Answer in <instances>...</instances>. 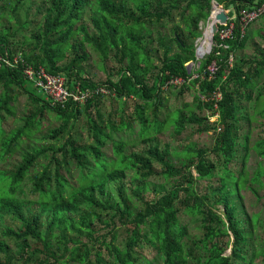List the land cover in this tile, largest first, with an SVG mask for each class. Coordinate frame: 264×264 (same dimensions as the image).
Listing matches in <instances>:
<instances>
[{"label": "trees", "instance_id": "1", "mask_svg": "<svg viewBox=\"0 0 264 264\" xmlns=\"http://www.w3.org/2000/svg\"><path fill=\"white\" fill-rule=\"evenodd\" d=\"M24 1L14 0L4 4H12L13 8H18ZM167 1L154 0L155 6H153L151 0H49L40 29L36 34L23 37L20 43L22 52L20 59L16 62L17 53H13L11 49L10 26L0 29V85L3 89L0 95V137L3 134L2 124L6 116L13 114L11 102L13 99L16 100L15 91L26 93L34 104L41 103L37 109L25 116V122L20 128L11 132L2 142L0 141V161L12 154L13 148L23 136L34 133L39 128L41 121L46 117L47 110L60 121V125L48 130L45 134L46 138L57 139L64 133L69 122L75 123L85 112L87 128L94 142L92 146L79 147L68 138L57 148L41 147L34 150V154L25 155L12 170L0 169V254L5 256L7 263L10 261L8 256L10 246L5 238L14 239L18 252L23 254L31 247L29 241L40 245L43 251H50L51 245L56 244L52 241L54 234L51 233L54 227L59 229L58 234L64 242L67 231L74 236L90 235L92 223L87 214L82 212L83 206L104 205L116 210V213L129 216L133 205L132 198L142 199L143 193L147 191L145 180L159 174L165 181L170 178L178 180V183L172 186L174 193H165L162 190L158 193L161 195L157 199L144 202V210L133 217L135 225L131 239L123 251L113 250L115 258L118 264H135L132 253L138 242L140 229L147 227L151 240L156 242L158 254L163 257V264H185L182 260L181 240L184 229L177 228L180 211L178 204L181 201L178 194L180 191L185 192V198L180 206H184L187 213L205 215L206 205L202 197L197 195L195 183L213 174L215 167L207 160V154H217L223 160L221 187L213 191L219 196L217 202L222 205V216L214 214L211 209H206L207 216L203 217L202 221L205 223L215 220L220 227L215 229L204 224L202 227L206 229V232L202 243L207 247V243L212 242L217 236H227L226 245L227 247L231 245V253L225 255L226 248L220 249L217 241L212 242L208 258L198 264H233L232 259H244L241 254L242 247L251 236V230L244 225L249 227L250 224L249 221L245 219L242 221L235 216L236 202L232 197L238 195L240 187L248 180L245 172L248 137H244V142L240 146L244 153L241 156L239 168L231 171L228 166L237 152L236 124L238 120L235 116L237 110L235 95L230 90L232 86L252 90L256 87L258 78L264 73L263 50L258 52L255 49L257 53L252 59L242 60L238 57L234 59V53L243 49L246 36L240 39L238 30H235L234 37L225 43L228 46L227 49L217 43L216 34L213 36L214 44L211 52L201 60L196 72L197 77L191 81L192 85L197 86L194 106L200 115L191 112L186 116L181 110L174 112L176 118L172 123L177 134H180L186 125L202 126L197 129L198 132L213 131V142L209 151L186 146L181 151L170 152L167 147L161 150L157 144H151L145 149L125 153L126 142L121 135L117 136L118 140H114L111 133L114 130L125 132L132 127L124 111L121 113L118 125L109 118L104 121L98 109L94 117L90 115V108H94L95 99L103 94H92L83 103L85 107L83 110L81 104L76 101L50 106L44 102L38 92L30 93L24 87V84L29 82L22 74V68L26 64L43 67L48 74L64 77L67 87L71 89L78 86L82 91L94 90L98 85L82 76L84 71L81 64L88 57L85 44H90L98 50L104 60H107L113 51V58L122 65L117 70L116 80L113 82L111 78H108L103 86L109 94H113L115 99H124V102L129 99L140 101L135 105L134 117L140 124L143 142H151L150 137H146L149 130L158 131L162 127V121L157 118L162 87L175 79L182 80V86L186 85L193 75L188 71L187 64L194 62L197 57L193 44H186L179 34L174 33L171 38L178 47L177 52H172L171 47L165 43L168 36L154 38L151 31L146 29V21H150L152 17L161 19L167 14L168 10L165 7L161 8V4ZM211 1L190 0L187 4V7L191 9V15L185 29L194 39L202 36L198 25L201 21L208 20ZM213 1L225 11L233 12L235 15L242 9H251L264 2V0ZM127 3L131 6H127ZM0 8H2L1 5ZM15 17V13L11 14L8 22ZM16 21L18 22V19ZM86 22L91 25L92 32H89ZM79 35L80 38L77 39ZM67 49H73L74 56L70 61L63 63L64 52ZM230 55L233 58L232 63L234 62L232 65L229 63ZM155 59L159 61L157 65L154 64ZM3 60L8 61L9 64ZM212 63H215L216 70L210 75L207 68ZM151 69L156 70L155 82L148 85L147 78ZM216 91L221 93L220 101L212 99V94ZM246 98L250 97L247 95ZM215 105L216 108H214ZM151 108L154 118L148 125L144 111ZM206 112L209 115L217 113V121L210 123ZM107 141L112 142V158L108 160L104 158L101 151ZM47 151H51L55 171L51 176L48 167H44L38 175L33 177L31 190L37 197L35 202L38 205V211L34 212L30 210L32 202L25 200L24 197L19 198L16 194L35 163L40 157L45 156ZM58 154H61L65 164L74 163L79 171V186L68 193L66 189L69 185L61 173L63 166L57 158ZM172 154L183 155L184 160L181 161L180 167L171 163ZM260 154L264 156V151L261 150ZM193 155L195 161L191 157ZM153 163L161 166L159 173L154 169ZM191 168L195 170L197 177H194ZM262 172L258 173V177L263 174ZM249 180L253 182L254 179ZM111 182L116 184L115 201L110 200L105 191L106 184ZM53 184H55L54 187ZM100 196H104L101 200L105 203L98 202ZM189 200L192 204H189ZM71 214H80L77 224L71 220ZM7 218L19 221V225L16 228L7 225L5 223ZM56 247L60 250L58 244ZM70 256L73 261L80 264L90 262V250L82 243L71 250ZM100 261V255L97 254L95 262L100 263ZM0 264L4 263L0 260ZM245 264L253 263L249 260Z\"/></svg>", "mask_w": 264, "mask_h": 264}, {"label": "rangeland", "instance_id": "2", "mask_svg": "<svg viewBox=\"0 0 264 264\" xmlns=\"http://www.w3.org/2000/svg\"><path fill=\"white\" fill-rule=\"evenodd\" d=\"M14 0H0V29L4 26H10V41L11 49L13 53H17L16 58L20 56L22 48L20 43L24 36L36 34L40 29L43 15L49 5V0H25L18 8H13V5H5L13 2ZM153 6H155L154 0H151ZM190 0H168L165 4H161V8L168 10L167 14L161 19L152 17L150 21L145 22L146 29L150 30L152 37L168 36L165 43L171 47L172 52H177V45L171 41L174 33L183 37L186 44H193L194 53L197 49L194 62L187 64L188 71L193 75L188 80L186 85L182 86L179 83H168L162 87L160 93V104L157 107V118L162 121V127L160 130L155 131L150 129L146 137H150L151 142H143V138L140 135V124L134 117L135 105L140 101L129 99L124 102V99H115L113 94L100 95L94 101V108H90V115L94 117L96 109L102 115L104 121L111 119V121L118 125L119 118L122 111L132 125L130 130L111 131L114 140H118V135H121L122 139L126 142L124 152L138 151L145 149L151 144H157L162 150L165 147L172 151H181L186 146H193L195 149H204L209 151L213 142V131L198 132L197 125H186L180 134H177L174 129L173 120L176 118L174 112L181 110L186 116L191 112H197L194 106V96L197 93V86L191 84V81L197 77L196 72L204 59L208 51L209 40L205 37L209 31V20L201 21L199 23V30L202 32V36L199 38H192L189 36L188 31L185 29L186 22L189 21V15H191V9L187 7ZM213 1V0H212ZM127 6H131L127 3ZM174 6V8L172 7ZM214 12V11H213ZM228 16L232 18L235 13L226 11ZM16 14V17L11 22H8V17L11 14ZM89 13V11H88ZM212 10L210 11V15ZM209 15V16H210ZM18 19V22L16 21ZM209 19V18H208ZM86 20V18H85ZM84 20V21H85ZM19 24V27H18ZM89 32L93 29L91 25L86 22ZM205 32V36H204ZM246 40L244 47L241 50H237L234 53V59L236 57L242 60L252 59L256 56V50L259 52L264 51V16L258 18L255 22L251 23L246 29ZM80 35L77 36V39ZM205 39V40H204ZM204 40V41H203ZM203 41V42H202ZM213 41V39H212ZM73 42V41H71ZM202 42V43H201ZM213 43V42H212ZM256 49V50H255ZM85 51L88 53V57L85 62L81 64L83 77L89 79L95 85L103 86L108 78L114 82L117 78V70L121 67V63L113 58V51L107 60H104L100 52L92 47L90 44H85ZM156 54V53H155ZM209 55V54H208ZM74 56L73 49H67L64 52L63 63L70 61ZM159 61L155 59L154 64L157 65ZM234 63V62H233ZM232 63V64H233ZM195 73V74H194ZM156 70L151 69L150 75L147 78L148 85H151L154 80ZM254 82V80H253ZM24 87L34 93L36 91L33 85L29 82L24 84ZM235 95L237 110L235 116L238 120L236 124L237 134V152L232 163L228 166L231 171H236L239 168V162L244 150L240 147L244 142V137L247 136V161L245 164V172L247 173L248 180L246 184L240 187L238 195H234L232 199L236 202L235 216L242 220L249 221V227L244 225L248 230H251V236L247 240L246 244L242 247L243 260L232 259L233 264H245V262L252 260L253 264H264V156L260 154L261 150L264 151V73L258 78L256 87L249 90L248 88H235L232 86L231 90ZM37 92V91H36ZM3 93V89L0 85V95ZM238 93V96L236 97ZM16 100L11 102L12 115L6 116L2 128L3 134L0 137V141L9 136L11 132L20 128L25 120V116H28L35 109L41 105L34 104L28 97V95L22 91H15ZM14 95V96H15ZM250 98H246V96ZM158 102V103H159ZM81 108L84 110V104H81ZM153 109H147L144 111V115L148 120V125L152 121ZM29 113V114H28ZM200 115V113H199ZM203 115V113H201ZM210 122V121H209ZM60 125V121L56 120L52 113L47 110L46 117L41 121L38 129L34 133H30L23 136L13 148V152L5 160L0 161L1 170H12L27 154H34V150L41 147L45 148H57L64 144L69 138L71 142L79 147H86L94 145L91 133L87 128V114H83L79 117L75 123L69 122L64 133L57 139H48L45 134L48 130L54 129ZM218 131V129H217ZM106 160L112 158V142L107 141L105 146L101 149ZM195 161L194 155L191 156ZM60 164L63 166L61 173L66 178L69 187L66 192H71L72 189L79 186V171L75 167L74 163L65 164L62 160L61 154L57 156ZM171 163L180 167L181 161L184 160L183 155H173ZM207 160L214 165L212 176L204 179H199L195 183V190L199 197H202L206 209H211L214 214L222 216V205L217 202L219 196L215 189L221 187V179L223 177V160L221 156L217 154H207ZM51 161V162H49ZM49 165V166H48ZM44 167H48L51 176L55 171V164L51 160V151H47L45 156L39 158L35 163L34 168L20 184L16 196L25 200L31 201V211H38V205L35 200L36 195L32 192L31 187L33 183V177L38 175ZM154 169L159 173L161 166L158 163H153ZM260 171V172H259ZM191 172L194 177H197L195 170L191 168ZM263 173L258 177V173ZM254 179L253 182L249 179ZM176 178H170L165 181L161 175H155L145 180L146 192L143 193L142 199L132 198V209L129 216L116 213V210L103 206H83L82 212L86 213L91 221L90 235L74 236L71 232H66V241L58 234L59 229L54 227L51 233L54 234L52 241L59 245L60 250L56 247V244L51 245L50 251H43L40 245L35 244L33 241L28 242L31 247L26 249V252L20 254L18 247L15 246L14 239L5 238L6 243L10 246L8 256L10 257L9 263H7L5 256L0 254V260L4 264H80L73 261L70 256L71 250H73L80 243L87 246L90 250V262L89 264H118L114 249L123 251L126 248L128 241L131 239L132 229L134 227L133 217L139 212L143 211L145 201H154L163 192L174 193L172 186L177 184ZM55 184H53V187ZM162 187V189L160 188ZM105 191L110 200H116V184L111 182L106 184ZM104 196L98 197L99 203H105L101 199ZM180 203L182 204L183 198H185V192L180 191L178 194ZM192 200V199H190ZM189 200V201H190ZM178 214L177 228H183L184 234L182 237L183 253L182 260L185 264H198L202 263L209 256V248L212 242H216L220 249L226 248L224 254L230 255L231 245L227 247V236H217L212 242L207 243L205 247L202 243L204 240L206 229L202 226L204 224L210 225L212 228L218 229L216 221L211 222L202 221L205 215L189 214L185 211L184 206H180ZM177 204V202L175 203ZM192 204V201L189 202ZM80 214H71V220L74 224L79 221ZM241 221V222H242ZM7 225L11 227H17L19 221H13L9 218L5 220ZM151 240L150 231L147 227L140 229L138 235V242L132 253L135 259V264H163V257L158 254L156 248V242ZM230 236V241H232ZM37 249V251H36ZM33 252V254H32ZM54 253V254H53ZM97 254L100 255V263L95 262Z\"/></svg>", "mask_w": 264, "mask_h": 264}, {"label": "built area", "instance_id": "3", "mask_svg": "<svg viewBox=\"0 0 264 264\" xmlns=\"http://www.w3.org/2000/svg\"><path fill=\"white\" fill-rule=\"evenodd\" d=\"M264 16V2L258 4L251 9H242L239 13L232 18L228 16V19L225 24L219 25L216 31L217 35V43L222 46L224 49H227L228 46L225 44L228 40L234 37L235 30H238V34L240 39L243 38L246 34L247 27L255 22L258 18ZM209 22L211 21L208 19ZM205 40V39H204ZM203 40V41H204ZM202 41V42H203ZM201 42V43H202ZM211 40L209 45L213 46L214 42ZM198 49V47H197ZM196 49V52H197ZM211 47H208V51L205 55L210 54ZM217 55L219 53H216ZM20 56H18L15 60L18 61ZM7 64L8 61L3 60ZM232 61V55L229 57V63ZM208 72L213 74L216 70L215 63H212L208 68ZM22 74L24 78L32 83L34 89L41 95L44 102L49 104L50 106L56 105H64L68 101H76L80 104L85 103L88 98L92 96V94H109V91L105 89L104 86H98L94 90L85 89L84 91L80 90L78 86L73 89H68L66 79L62 76H53L48 74L43 67H33L31 65H24L22 68ZM182 83V80L175 79L172 80L171 83ZM212 99L214 101L221 100V93L216 91L212 94ZM216 108V105L214 106ZM208 121L210 123H215L218 118V114L209 115L208 112Z\"/></svg>", "mask_w": 264, "mask_h": 264}, {"label": "water", "instance_id": "4", "mask_svg": "<svg viewBox=\"0 0 264 264\" xmlns=\"http://www.w3.org/2000/svg\"><path fill=\"white\" fill-rule=\"evenodd\" d=\"M211 10L212 14L209 16V19L211 20L209 25V42H211V40L213 39V36L215 35L218 29V26L225 24L228 19L227 12L215 1H211Z\"/></svg>", "mask_w": 264, "mask_h": 264}, {"label": "bare ground", "instance_id": "5", "mask_svg": "<svg viewBox=\"0 0 264 264\" xmlns=\"http://www.w3.org/2000/svg\"><path fill=\"white\" fill-rule=\"evenodd\" d=\"M209 38H210V33H209V31H208V32H207V35H206V37H205V39H206V40H209ZM232 61H233V58H232ZM232 61H231L230 65H232ZM68 89H71V88L68 87Z\"/></svg>", "mask_w": 264, "mask_h": 264}]
</instances>
